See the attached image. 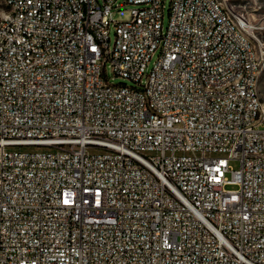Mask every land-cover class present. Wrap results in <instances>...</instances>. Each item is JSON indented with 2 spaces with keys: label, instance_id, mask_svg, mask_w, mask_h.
Instances as JSON below:
<instances>
[{
  "label": "built area",
  "instance_id": "1",
  "mask_svg": "<svg viewBox=\"0 0 264 264\" xmlns=\"http://www.w3.org/2000/svg\"><path fill=\"white\" fill-rule=\"evenodd\" d=\"M116 1L0 3V264H264V3Z\"/></svg>",
  "mask_w": 264,
  "mask_h": 264
},
{
  "label": "rangeland",
  "instance_id": "2",
  "mask_svg": "<svg viewBox=\"0 0 264 264\" xmlns=\"http://www.w3.org/2000/svg\"><path fill=\"white\" fill-rule=\"evenodd\" d=\"M125 0H117L114 4V6H117L115 8L112 9V18L114 21H124V20H128L130 18V14H129V8L130 5L125 4L124 3ZM169 2L170 0H163V5H164V11H163V26L164 28L167 26V22H168V9H169ZM236 5L237 6H246L247 10L249 12L252 11V3H247V0H236ZM259 2H263L264 0H259ZM255 16H260L262 14H264V6L261 10L257 11V12H252ZM114 35V24L111 25L110 27V37L113 38ZM255 37L257 38V40H264V32L263 33H256ZM157 53L155 55H153L149 67L151 68L153 63L155 62L156 58H157ZM105 77L107 78V81L109 83H113V84H120V83H128L126 80L119 78V77H115L113 75V73L110 70V66L107 63L105 66ZM259 90L261 92L262 98L264 100V81L263 79L260 80L259 82ZM230 167H232L233 169H237L238 168V161L236 160H232L230 161ZM226 175L229 177L230 173H226ZM237 188L236 185L233 184H228L226 185L225 189H235Z\"/></svg>",
  "mask_w": 264,
  "mask_h": 264
},
{
  "label": "bare ground",
  "instance_id": "3",
  "mask_svg": "<svg viewBox=\"0 0 264 264\" xmlns=\"http://www.w3.org/2000/svg\"><path fill=\"white\" fill-rule=\"evenodd\" d=\"M0 3L3 9H10V0H0ZM243 81H246V73H236L233 77L226 78V81L220 82V89H232Z\"/></svg>",
  "mask_w": 264,
  "mask_h": 264
}]
</instances>
